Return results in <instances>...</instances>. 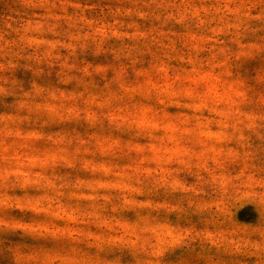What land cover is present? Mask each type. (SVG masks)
Here are the masks:
<instances>
[{
	"label": "rangeland",
	"instance_id": "obj_1",
	"mask_svg": "<svg viewBox=\"0 0 264 264\" xmlns=\"http://www.w3.org/2000/svg\"><path fill=\"white\" fill-rule=\"evenodd\" d=\"M0 264H264V0H0Z\"/></svg>",
	"mask_w": 264,
	"mask_h": 264
}]
</instances>
